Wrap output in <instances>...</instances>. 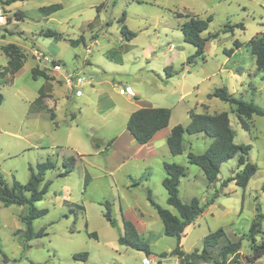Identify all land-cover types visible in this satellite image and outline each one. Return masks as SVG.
Masks as SVG:
<instances>
[{
  "label": "rangeland",
  "instance_id": "rangeland-1",
  "mask_svg": "<svg viewBox=\"0 0 264 264\" xmlns=\"http://www.w3.org/2000/svg\"><path fill=\"white\" fill-rule=\"evenodd\" d=\"M102 3L104 7L97 10ZM238 3L227 0L212 5L197 0L192 4L199 13L195 16L212 17L202 36L219 33L206 42L203 56L193 60L190 57L195 48L183 41L179 31L186 19L174 16L179 9L176 0H27L11 6L0 4V13L5 16V23L0 25V71L7 65L3 47L14 44L22 54V67L14 78L9 74L0 78V175L9 186L13 180L24 184L30 176L29 166L47 159L54 163V169L44 176L43 183L49 182L47 192L34 203L47 213L32 223L34 232L44 229L47 235L32 239L25 251L14 232L25 229L21 217L27 214L28 206L3 207L0 203V250L7 261L0 254V264H143L144 258H154L152 264H179L177 257L169 255L177 245L176 239L163 234L162 223L146 199L149 190L155 203L176 214L167 205L161 185L164 163L186 168V176L178 185L183 203L193 197L201 204L213 200L186 229L180 242L182 250H201L204 237L222 229L230 240L241 239L242 257L250 254L246 235L257 208L264 216V117L253 115L245 131L235 105L207 98L214 89L224 87L235 98L264 109V72H257L246 47L247 41L261 31L264 11L254 3L240 7ZM53 4L61 8L48 16L40 12ZM122 14L125 26L136 34L128 42L118 21ZM238 23L244 30L221 32L224 25ZM47 30L60 37L47 35ZM93 34L98 35L97 45L92 42ZM82 37L84 45L69 43ZM235 40L242 43L238 49L233 47ZM112 48L120 50L121 65L103 57L102 52ZM230 49L234 52L227 55L224 51ZM43 56L60 61L59 71L64 75L83 78L80 96L69 92L68 98H62L56 94L55 107L51 108L55 124L48 112L30 113L41 87L53 86L31 76L36 67L54 79ZM58 78L63 81V76ZM126 86L131 87L134 98L121 93ZM64 88L56 87V93ZM113 106L109 116L100 115ZM138 106L170 109V123L175 126L187 125L190 111L226 112L234 143L251 146L248 160L256 166V173L244 188L234 182L222 187L224 181L241 171L235 157L221 165L216 182L209 184L202 171L186 159L188 152L200 154L211 143L201 134L185 135L180 155L172 156L165 145L166 151L161 146L152 157H131L122 163L126 153L133 155L137 148V143L130 140L126 122ZM111 139L115 144L104 151ZM70 157L76 158L73 171L58 176L64 171V160ZM106 203L116 221L114 227L103 216ZM123 219L138 223L139 236L149 246L150 257L117 243ZM89 233L96 238L88 237ZM256 240H264V218ZM82 252L87 253L86 262L73 259L74 254ZM163 253L167 254L164 258ZM255 264H264V260Z\"/></svg>",
  "mask_w": 264,
  "mask_h": 264
},
{
  "label": "trees",
  "instance_id": "trees-1",
  "mask_svg": "<svg viewBox=\"0 0 264 264\" xmlns=\"http://www.w3.org/2000/svg\"><path fill=\"white\" fill-rule=\"evenodd\" d=\"M17 1L27 0H0V4L6 3V5H10ZM104 5V3L99 5L97 10L103 8ZM60 8L61 6L59 4H53L48 7H42L39 10L45 16H48ZM174 16L176 18L186 19L179 26V31L182 34L183 41L195 48V52L190 59L193 60L197 57H202L206 42L209 39L217 38L219 35V33L216 32L206 37L202 36V33L208 29L212 17L200 18L195 15L180 13H174ZM118 21L122 22L121 33L125 39L135 37V34L129 31L123 24L124 14H122ZM234 29L244 30V26L242 23L234 25L226 24L221 32L233 33ZM46 33L56 39L60 37V34L50 30H47ZM69 43H78V40H71ZM241 46L242 43L237 40L233 42L234 49H238ZM246 47L254 58L257 72H264V31L256 33L251 37L247 41ZM2 51L7 59V65L0 71V78H4L9 74L13 79L22 67V54L14 44H8L2 48ZM224 52L227 55H231L234 50L230 49ZM106 56L108 59L116 62H120L121 60L118 52L114 50L108 51ZM31 76L33 79L41 77L46 81L51 79L45 71L39 70L36 67L31 70ZM43 98L44 94L40 92L39 96L34 100L33 105H41ZM207 98H216L235 105L237 119L241 128L245 131L249 130L248 123L253 115L264 117V109L251 102L235 98L232 94H229L224 87L214 89L212 93L207 95ZM2 101L3 96L0 94V104ZM41 109L48 112L50 121L55 124L54 113L44 106ZM188 114L189 123L186 126H174L166 139L169 153L172 156L182 154L184 151L185 135L201 134L211 139V143L205 151L200 154L188 152L186 154L187 163L197 166L202 171L206 181L212 184L217 180L221 165L237 157L238 167L241 168V171L224 181L222 187H226L229 182H234L237 186L244 188L251 177L256 173L257 168L248 160V153L251 146L248 144L237 145L234 143V133L230 128L228 114L226 112L209 114L195 113L193 111H190ZM170 116L171 110L168 108L142 107L130 114L126 123V129L137 144L145 145L158 131L168 126ZM114 141V139L108 141L104 151H108ZM94 145L97 146L96 144ZM75 162L76 158L74 157L64 160V171L59 173L58 176L65 177L72 172ZM28 169L30 176L28 181L24 184H20L16 180H13L12 184L9 186L0 175L1 205L4 207L10 205L28 206L27 214L21 217L25 229L14 232V235L17 236L21 242L23 251L30 247L29 242L32 239L47 235L44 229L34 232L32 223L34 220L43 217L47 213L46 209H37L34 203L40 201L46 194L49 182L43 183L44 176L47 171L54 169V163L47 159L45 162L36 164L35 167L29 166ZM163 169L165 177L161 185L166 191V203L175 210L176 214L171 213L169 210L155 203L149 190H147L146 199L151 207H153L162 223L163 234L167 237L175 238L177 241L176 247L169 252L170 256L177 257L179 264H243V261H245L246 264H252L260 259L264 260V240L260 243H257L256 240L257 234L261 233V220L264 218V216L259 213L258 208V213L252 220L248 234L246 235L250 242V254L242 257L240 253L241 239L236 241L230 240L222 229L208 233L203 239L201 250H194L190 253L184 252L180 246V242L185 235L186 229L204 212L205 208L212 204L213 200L201 204L199 199L193 197L188 203H183L178 195V185L180 178L186 176V168L175 163H164ZM261 189L264 192V183ZM105 208L106 211L103 214L104 218L111 226H116V221L112 219L110 214L109 203L105 204ZM79 209H81V207H79ZM122 221L123 232L118 236L117 243L121 246L143 252L149 256L151 254L149 246L140 238L134 223L124 219ZM88 237L96 238V235L94 233H89ZM0 254L3 260L7 262L1 250ZM162 255L164 258L167 254L163 253ZM73 259L84 263L87 260V253L82 252L74 254Z\"/></svg>",
  "mask_w": 264,
  "mask_h": 264
},
{
  "label": "crops",
  "instance_id": "crops-1",
  "mask_svg": "<svg viewBox=\"0 0 264 264\" xmlns=\"http://www.w3.org/2000/svg\"><path fill=\"white\" fill-rule=\"evenodd\" d=\"M177 1V3H178V6H179V9L175 12V13H180V14H188V15H199V13H198V11H195V9H194V7H191V6H193L192 4H194V2H196L197 0H176ZM199 1H202L203 3H205V4H212V5H215V4H218V3H221L222 1H227V0H199ZM229 1V0H228ZM232 0H230V2H231ZM236 1H238L239 3H238V7H240L242 4V6H244V3H254V4H256L258 7H260L263 11H264V0H236ZM189 4V5H188ZM60 5V4H59ZM9 6H11V5H9ZM9 6H7L8 8H9ZM61 6V5H60ZM243 11H245L246 10V8L245 7H243V9H242ZM122 16V15H121ZM261 18V22H260V25H261V31L260 32H262V31H264V22L262 21L263 20V18L264 17H260ZM124 21H125V19H124ZM93 22V21H92ZM121 23V27H122V22H120ZM123 24H124V22H123ZM182 24V23H181ZM180 24V25H181ZM125 25V24H124ZM179 25V26H180ZM90 26H91V24H89L88 25V28L90 29ZM127 28V27H126ZM128 29V28H127ZM132 32V31H131ZM134 33V32H133ZM257 33H259V32H257ZM122 34V33H121ZM135 34V33H134ZM81 36H83V35H81ZM97 34H93L92 36H91V38H92V42H93V44L94 45H97V43H98V39H97ZM124 37V36H123ZM135 37H136V34H135ZM135 37H133V38H131V39H125L127 42L128 41H131V40H133ZM76 40H78V42H81L83 45L85 44V41H84V38L82 37V38H79V39H76ZM75 41V40H74ZM121 49V48H120ZM112 50H114V51H116V52H118V54H119V56H120V62H116V61H113V60H110V59H108L107 58V56H106V53L108 52V51H112ZM86 52L88 53V54H90V49H86ZM168 52H173V49H172V46H170L169 47V49H168ZM102 55H103V57L105 58V59H107V60H109V61H111V62H113V63H116V64H122V58H121V52H120V50L119 49H115V48H112V49H109V50H105V51H103L102 52ZM147 56H149V55H147ZM169 58L170 57H168L167 56V59H168V61H169ZM57 62H58V64H60V61H58V60H56ZM96 62L97 61H99V59H96L95 60ZM86 62L88 63V64H90V65H92V63H91V61H88V59H86ZM50 74H52L53 75V77H54V79L53 80H48L53 86H51V85H48V86H43V87H41V89H40V92H42L43 94H44V98H43V101H42V104L41 105H31V111L32 112H30L31 113V115H35V114H38L40 111H45V110H42L41 108L44 106L46 109H50L51 110V108H53L54 109V107H55V101L57 100V98L55 97L56 96V94H59V95H61V97L62 98H68V94H69V92H73L74 93V86L73 85H70L69 83H67L66 81H65V78H66V76L67 75H64V73H62V72H60V71H55V70H52V71H50ZM68 75H71V74H68ZM58 76H63V81L61 80V79H59L58 78ZM41 78V77H40ZM79 78H81V77H79ZM57 82H61L60 84L59 83H57ZM56 87H65L64 89H63V91H61V92H58V93H56V90H55V88ZM126 87H129V88H131L130 86H126ZM39 92V91H38ZM72 93V94H73ZM40 94V93H39ZM74 95V94H73ZM39 96V95H38ZM37 96V97H38ZM139 108H142V107H140V106H138L136 109H135V111L137 110V109H139ZM115 109V106H113V107H111V108H109V109H107L106 111H105V113H103V114H100V115H103L104 117H107V116H109L110 114H111V112H112V110H114ZM46 112V111H45ZM134 112V111H133ZM131 114V113H130ZM130 114L128 115V117L127 118H129V116H130ZM49 115V114H48ZM49 117V116H48ZM171 117V116H170ZM50 119V118H49ZM128 120V119H127ZM171 122V120L169 119V122H168V126L165 128V129H162L161 131H158L154 136H153V138L147 143V144H145V145H139V144H137V148H136V151H135V153H133V155L132 154H130L129 152V154H127L126 153V155L122 158V163H123V161L124 160H127L128 158H131V157H134V158H139V159H141V160H143V159H145V158H148V157H152V156H154L157 152V149L158 150H160L161 148V146L163 147V150L164 151H166L165 150V145H166V139H167V137H168V135L170 134V131H171V129L175 126V124H171L170 123ZM127 123V122H126ZM189 123V122H188ZM186 126V125H185ZM129 135H130V133H129ZM130 137H132L131 135H130ZM131 141H134V139L133 138H131L130 139ZM186 143V139L184 138V144ZM115 144V141H114V143H113V145ZM112 145V146H113ZM159 146V147H158ZM209 146V145H208ZM207 146V147H208ZM166 147H167V145H166ZM111 148V147H110ZM143 149H146V151L145 152H142L143 151ZM126 150V149H125ZM124 150V151H125ZM167 152H169V150H168V147H167ZM170 154V153H169ZM79 156H81V155H79ZM81 157H83V156H81ZM4 207V206H3ZM134 225H135V227H136V229H137V225H138V223H134ZM138 231V230H137ZM150 250V249H149ZM151 252V251H150ZM187 253V252H186ZM145 259L146 258H144L143 259V264H144V261H145ZM178 260V259H177ZM261 260V259H260ZM259 261V260H258ZM257 262V261H256ZM255 262V263H256ZM152 263H154V262H151L150 264H152ZM255 263H252V264H255ZM158 264H162L161 262H159ZM204 264H209V263H204Z\"/></svg>",
  "mask_w": 264,
  "mask_h": 264
},
{
  "label": "built area",
  "instance_id": "built-area-1",
  "mask_svg": "<svg viewBox=\"0 0 264 264\" xmlns=\"http://www.w3.org/2000/svg\"><path fill=\"white\" fill-rule=\"evenodd\" d=\"M4 23H5V16L0 13V25H3ZM42 60L45 63L50 64L51 70L59 71L60 64L55 62L53 59L50 60V58H48L47 56H43ZM65 81L67 83H69L70 85L74 86V94H75V96H80L81 95V91H80L79 87L83 83V78L76 77V79H74L72 75H68V76H66ZM121 93H125L127 96L132 97V98L135 97L134 92L129 87H125L124 91H121ZM148 257H150V255ZM153 260H154V258H152V259L146 258L145 261H144V264H150L151 262H154Z\"/></svg>",
  "mask_w": 264,
  "mask_h": 264
}]
</instances>
